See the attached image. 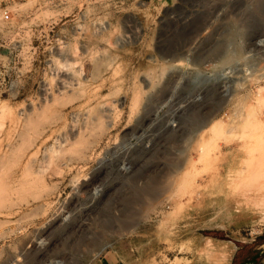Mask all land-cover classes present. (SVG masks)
<instances>
[{"label":"rangeland","instance_id":"obj_1","mask_svg":"<svg viewBox=\"0 0 264 264\" xmlns=\"http://www.w3.org/2000/svg\"><path fill=\"white\" fill-rule=\"evenodd\" d=\"M261 2L0 0V264L264 238Z\"/></svg>","mask_w":264,"mask_h":264},{"label":"crops","instance_id":"obj_2","mask_svg":"<svg viewBox=\"0 0 264 264\" xmlns=\"http://www.w3.org/2000/svg\"><path fill=\"white\" fill-rule=\"evenodd\" d=\"M264 238L256 237L248 245H239L228 264H264ZM93 264H122L119 255L110 251L98 258Z\"/></svg>","mask_w":264,"mask_h":264},{"label":"bare ground","instance_id":"obj_3","mask_svg":"<svg viewBox=\"0 0 264 264\" xmlns=\"http://www.w3.org/2000/svg\"><path fill=\"white\" fill-rule=\"evenodd\" d=\"M262 2L260 3V4H263V6L262 5H260L259 6V3H258V8H259V10L262 12V10L264 9V0H261ZM262 15H264V14H262ZM264 19V18H263ZM231 74V73H230ZM211 261V260H210ZM215 263V262H214ZM175 264H181V262L180 261H176L175 262Z\"/></svg>","mask_w":264,"mask_h":264},{"label":"built area","instance_id":"obj_4","mask_svg":"<svg viewBox=\"0 0 264 264\" xmlns=\"http://www.w3.org/2000/svg\"><path fill=\"white\" fill-rule=\"evenodd\" d=\"M4 18H5L6 20H8V19H9V14H8V12H7V11H5V12H4Z\"/></svg>","mask_w":264,"mask_h":264}]
</instances>
